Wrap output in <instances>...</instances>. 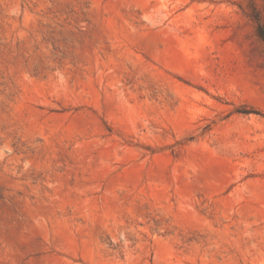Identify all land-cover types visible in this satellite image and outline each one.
<instances>
[{"label": "rangeland", "instance_id": "obj_1", "mask_svg": "<svg viewBox=\"0 0 264 264\" xmlns=\"http://www.w3.org/2000/svg\"><path fill=\"white\" fill-rule=\"evenodd\" d=\"M264 0H0V264H264Z\"/></svg>", "mask_w": 264, "mask_h": 264}, {"label": "trees", "instance_id": "obj_2", "mask_svg": "<svg viewBox=\"0 0 264 264\" xmlns=\"http://www.w3.org/2000/svg\"><path fill=\"white\" fill-rule=\"evenodd\" d=\"M259 33H260V36L263 38L264 40V29L260 28L259 29Z\"/></svg>", "mask_w": 264, "mask_h": 264}]
</instances>
